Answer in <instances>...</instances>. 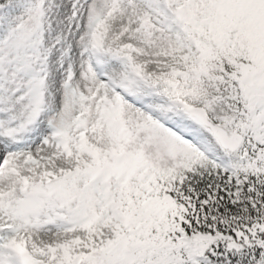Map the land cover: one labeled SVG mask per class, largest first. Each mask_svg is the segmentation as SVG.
<instances>
[{"label": "snow or ice", "instance_id": "obj_1", "mask_svg": "<svg viewBox=\"0 0 264 264\" xmlns=\"http://www.w3.org/2000/svg\"><path fill=\"white\" fill-rule=\"evenodd\" d=\"M0 264H264V0H0Z\"/></svg>", "mask_w": 264, "mask_h": 264}]
</instances>
